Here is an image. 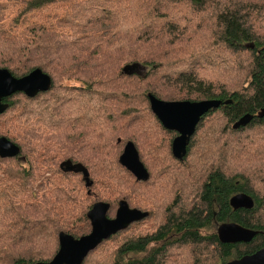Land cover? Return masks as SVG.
<instances>
[{
	"label": "trees",
	"instance_id": "16d2710c",
	"mask_svg": "<svg viewBox=\"0 0 264 264\" xmlns=\"http://www.w3.org/2000/svg\"><path fill=\"white\" fill-rule=\"evenodd\" d=\"M132 64L144 71H123ZM0 68L51 78L46 91L3 99L0 136L20 151L0 157V264L51 260L60 231L87 234L91 206L109 203L112 217L122 198L155 225L112 234L82 264H225L264 247V0H0ZM148 93L222 102L181 160ZM127 141L147 158L145 183L118 161ZM66 159L87 168L90 187L61 170ZM166 176L176 186L168 203L153 197ZM238 193L252 204L233 208ZM216 222L256 234L223 242Z\"/></svg>",
	"mask_w": 264,
	"mask_h": 264
},
{
	"label": "water",
	"instance_id": "95a60500",
	"mask_svg": "<svg viewBox=\"0 0 264 264\" xmlns=\"http://www.w3.org/2000/svg\"><path fill=\"white\" fill-rule=\"evenodd\" d=\"M245 46L253 48L254 45L247 43ZM141 68L139 65L132 64L125 66L123 71L128 74L140 73ZM50 86V76L39 68H35L21 77H15L6 68H0V114L8 107V103L3 100L4 98L17 91L24 92L28 96H34L40 91L48 90ZM147 96L152 112L160 120L163 127L177 132L171 143V152L178 159H182L186 154L190 137L194 133L201 116L207 113L209 109L216 108L222 103L217 99L162 100L151 93H148ZM256 115L263 116L264 108L259 110ZM251 118L252 115L248 113L241 116L232 124V128L237 129L240 126H245ZM19 151V147L15 143L4 136H0V157H13L18 155ZM118 161L138 178L146 179L147 171L140 161L132 141L125 143ZM59 166L64 172H81L85 186L90 187L92 185L93 181L89 177V172L81 163H72L71 160L66 159ZM231 204L237 208L248 207L252 201L247 195L238 193L231 198ZM108 209L109 203L95 202L86 213L91 225L87 234L74 237L67 232L60 231L58 234L59 247L51 260L24 262L22 264H82L86 255L104 239L147 215V212L143 213L138 209L129 207L125 200L119 201L113 217H108ZM218 232L219 238L223 242H249L256 234V232L235 223L220 225ZM225 264H264V247L238 258L230 259Z\"/></svg>",
	"mask_w": 264,
	"mask_h": 264
},
{
	"label": "flooded vegetation",
	"instance_id": "af4514ba",
	"mask_svg": "<svg viewBox=\"0 0 264 264\" xmlns=\"http://www.w3.org/2000/svg\"><path fill=\"white\" fill-rule=\"evenodd\" d=\"M156 116V115H155ZM156 118H157V116H156ZM158 119V118H157ZM159 120V119H158ZM251 120V119H250ZM159 123L162 125V123L160 122V120H159ZM249 123V122H248ZM247 123V124H248ZM163 126V125H162ZM165 128V127H164ZM167 129V128H166ZM167 130H170V129H167ZM175 131V130H174ZM175 133L177 134V132L175 131ZM173 140V139H172ZM172 140H171V143H172ZM126 143V142H125ZM125 145V144H124ZM135 145V144H134ZM136 147V146H135ZM123 148H124V146H123ZM123 148H122V150H121V153H122V151H123ZM136 150H137V152H138V155H139V159H140V161L143 163V165H144V167H145V169H146V171H147V177H146V179H142V178H138L135 174H132V176H133V178H134V180L136 181V182H138L139 184H141V183H145L148 179H150L151 178V172H150V167L148 166V164H146V162H145V156H144V154L142 153V152H140V150L136 147ZM170 152H171V150H170ZM120 153V154H121ZM171 154H172V152H171ZM173 155V154H172ZM174 157V156H173ZM175 158V157H174ZM176 159H178V158H176ZM178 160H181V159H178ZM72 163H79V162H72ZM83 165V164H82ZM84 166V165H83ZM85 167V166H84ZM70 172H73V171H70ZM130 172V171H129ZM75 173H80V175H81V177H82V173L81 172H75ZM83 179V178H82ZM84 181V180H83ZM169 191H170V187H169V182H168V176H166V178L164 179V181H163V183H162V185L160 186V189H158V191L153 195V197L154 198H157L158 197V194L160 195L162 192L164 193L163 195H165V196H167L168 197V194H169ZM234 195H236V194H233V195H231V197H230V199H229V203H230V205H232L233 206V208H237V207H235L233 204H231V198L234 196ZM120 200H125L126 201V199H120ZM119 200V201H120ZM119 201H118V203H119ZM127 202V201H126ZM128 203V202H127ZM128 205H129V207H131V208H135V209H138V210H140L141 212H147V215L146 216H144V217H142V218H140V219H138V220H136V221H134V222H132L130 225H132L133 223H135V224H137L139 227H141V226H143V227H147L148 225H150V226H153V225H155V223L152 221V220H147V217H148V215H149V211L148 210H145L144 208H143V206L141 207L138 203H133V205H130L129 203H128ZM117 207H118V204H117ZM116 207V208H117ZM115 211H116V209H115ZM214 211H215V209H214ZM114 215H115V213H114ZM113 215V216H114ZM112 216V217H113ZM166 217H167V215H165L164 216V220L166 219ZM224 223H228V222H216L215 223V227H214V229H215V231L217 232V234H218V236H219V232H218V228H219V226L220 225H222V224H224ZM129 225V226H130ZM128 226V227H129ZM127 227V228H128ZM159 242H161V243H164V242H162V240L161 241H159ZM154 243H156V241H154V240H152L150 243H149V247H152L153 245H154Z\"/></svg>",
	"mask_w": 264,
	"mask_h": 264
},
{
	"label": "rangeland",
	"instance_id": "374dc122",
	"mask_svg": "<svg viewBox=\"0 0 264 264\" xmlns=\"http://www.w3.org/2000/svg\"><path fill=\"white\" fill-rule=\"evenodd\" d=\"M142 71H144V68L142 67L141 68V70H140V72H142ZM67 83V82H66ZM154 114V113H153ZM155 115V114H154ZM125 144V143H124ZM124 146V145H123ZM123 148V147H122ZM140 152H142L143 153V150H140ZM145 160L147 161V158L145 157ZM152 165V164H151ZM149 166V165H148ZM150 167V166H149ZM151 169V168H150ZM82 178V177H81ZM83 183H84V181H83ZM85 184V183H84ZM174 187H176V186H174ZM174 187H172V190H171V188H170V191H169V194H168V198L166 199V203H168V202H170L173 198H174V196H175V192H174ZM174 192V193H173ZM131 203H132V201H131ZM157 212H158V217H160L159 215H160V213H161V210L158 208L157 209ZM165 213V212H164ZM149 227H150V225H148ZM141 229H145V227H143V226H141L140 227ZM125 229H127V228H125ZM125 229H123V230H125ZM123 230H120V231H123ZM119 232V231H118ZM161 243V242H160ZM150 249V248H149Z\"/></svg>",
	"mask_w": 264,
	"mask_h": 264
}]
</instances>
